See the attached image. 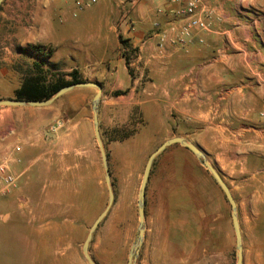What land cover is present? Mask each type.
<instances>
[{
  "label": "crops",
  "instance_id": "0c3cea01",
  "mask_svg": "<svg viewBox=\"0 0 264 264\" xmlns=\"http://www.w3.org/2000/svg\"><path fill=\"white\" fill-rule=\"evenodd\" d=\"M75 1L22 0L23 5L0 10V99L16 98L26 75L19 67L23 60L41 63L47 78L71 80L77 71L102 85V137L112 128L137 127L143 144L156 146L178 132L201 145L238 205L250 197L256 205L258 190L251 187L264 178V10H258L264 0H201L212 11L211 25L192 28L184 43L177 40L184 20L176 13L188 0H109L115 13L106 22L107 32L91 26L96 44L89 46L67 30L79 15H74ZM120 1L136 4L133 29L124 25L119 31ZM120 37L140 51L133 66L120 54ZM96 92L75 87L50 105L0 106V164L16 177L14 191L26 194V205L59 203V169H81L96 155L90 107ZM164 175L156 171L149 186ZM155 205L175 240L180 235L186 241L184 209L162 207L184 204L160 200ZM220 205H225L220 215L228 240L232 211L226 202ZM202 226V241L209 242L204 221Z\"/></svg>",
  "mask_w": 264,
  "mask_h": 264
},
{
  "label": "rangeland",
  "instance_id": "374dc122",
  "mask_svg": "<svg viewBox=\"0 0 264 264\" xmlns=\"http://www.w3.org/2000/svg\"><path fill=\"white\" fill-rule=\"evenodd\" d=\"M16 2L23 5L22 0H6L0 10L9 9ZM112 3L97 0L77 17H72L67 30L76 32L83 44L95 45L96 35L90 34L91 26L103 27L107 32L106 22L115 13ZM258 10H264V3ZM112 44L110 40L108 45ZM19 63L24 73L31 70V63L25 60ZM136 133L137 127L112 128L102 137L116 198L90 243V253L99 264H128L129 253L137 241L138 193L148 157L159 145H144V140ZM175 136L180 135L174 131L172 137ZM188 140L195 143L193 139ZM94 141L96 155L85 160L81 169L78 166L59 169V203L26 205L24 192H15V188L0 192V264H89L83 253V243L109 198L96 137ZM159 170L166 171L167 177L164 175L159 184L153 182L149 186L151 176ZM254 181L257 184L251 189L258 190L256 205H251V197L246 202L242 199L239 205L235 199L243 236L244 264H264V178ZM160 200L184 204L162 207L184 209L188 228L182 238L186 241H181L180 235L176 241L172 228L160 221L161 206L155 205ZM221 201L227 203L231 212L224 192L197 157L180 144L168 147L155 159L148 181L146 231L137 264H236L235 231L229 222L227 240L225 221L220 215L225 205H220ZM202 221L204 238L209 229V242L202 241Z\"/></svg>",
  "mask_w": 264,
  "mask_h": 264
},
{
  "label": "water",
  "instance_id": "95a60500",
  "mask_svg": "<svg viewBox=\"0 0 264 264\" xmlns=\"http://www.w3.org/2000/svg\"><path fill=\"white\" fill-rule=\"evenodd\" d=\"M5 0H0V5ZM94 87L97 89V92L95 93L93 99H92V109H93V120H94V130H95V137L98 142V146L100 148L104 171H105V181L107 183L108 187V204L105 207V209L99 214V216L96 218L94 223L92 224L90 231L83 243V253L89 262V264H99L97 261L93 258V256L90 253V243L93 239V236L99 227L100 223L106 218L109 211L111 210L112 206L114 205L116 193L112 181V176L110 172L109 167V160H108V154L107 150L104 145V141L102 139L101 131H100V124H99V106L101 102L102 92L103 88L102 85L97 81H84L79 83H74L68 86H65L61 89H59L52 97L46 100H23V99H0V106L6 105H15V106H46L52 104L56 99H58L60 96L68 92L69 90L75 88V87ZM174 144H180L181 146L189 149L200 161V163L210 172L212 177L215 179V181L218 183L222 191L224 192L227 200L229 201L232 209V221H233V227L235 231L236 236V256L237 261L236 264H244V254H243V236H242V230L239 222V216H238V209L237 204L235 201V198L232 194L231 188L227 184V182L222 177L221 173L215 168V166L211 163V161L207 158V155L203 151L202 148H200L197 144L194 142L181 137V136H175L171 137L167 140H165L162 144H160L156 150H154L150 156L148 157V160L146 162L143 178L141 181L139 193H138V213H139V227H138V237L136 243L133 245L129 257H128V264H137V259L139 256L140 247L143 243L144 237H145V231H146V192H147V185L150 178L151 170L153 163L155 159L163 153L168 147L174 145Z\"/></svg>",
  "mask_w": 264,
  "mask_h": 264
},
{
  "label": "built area",
  "instance_id": "2783aa9c",
  "mask_svg": "<svg viewBox=\"0 0 264 264\" xmlns=\"http://www.w3.org/2000/svg\"><path fill=\"white\" fill-rule=\"evenodd\" d=\"M96 2L97 0H76V10L74 12V15H77L79 12L85 10L87 7H90ZM135 5L136 4L133 1L119 2L120 16L117 22L119 31H121V27L124 25L129 27V29H133L134 22L132 20V14L134 12ZM176 14H178L184 20L177 38L180 43H184L186 37L190 36V31L192 28L196 27L205 30L211 25L212 11L202 5L201 0H188L186 6ZM156 26L160 27L158 23L156 24ZM158 30H160V28ZM158 34H160V31L157 32V35ZM133 49L134 50L130 49L129 47L121 48L122 56L130 66H133L136 63L137 59H139L141 56L140 51L135 48ZM16 183V177L13 175V173L10 172L9 167L6 165H1L0 184L3 187V192H7L15 188Z\"/></svg>",
  "mask_w": 264,
  "mask_h": 264
},
{
  "label": "trees",
  "instance_id": "16d2710c",
  "mask_svg": "<svg viewBox=\"0 0 264 264\" xmlns=\"http://www.w3.org/2000/svg\"><path fill=\"white\" fill-rule=\"evenodd\" d=\"M3 3L0 5V9ZM120 42L122 47H129L134 50L127 39L120 37ZM32 71L36 73H32ZM71 76V80H65L61 75H52V77L47 78L42 64L36 62L31 66V70L26 72L22 86L16 91V98L23 100H46L65 86L86 81L77 71L71 72ZM121 93L123 91L115 92V94Z\"/></svg>",
  "mask_w": 264,
  "mask_h": 264
}]
</instances>
